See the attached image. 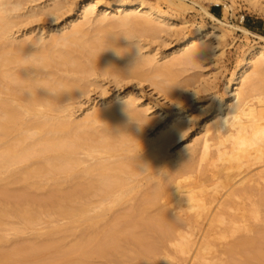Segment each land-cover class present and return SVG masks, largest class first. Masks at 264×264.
Returning a JSON list of instances; mask_svg holds the SVG:
<instances>
[{
    "label": "rangeland",
    "instance_id": "1",
    "mask_svg": "<svg viewBox=\"0 0 264 264\" xmlns=\"http://www.w3.org/2000/svg\"><path fill=\"white\" fill-rule=\"evenodd\" d=\"M18 1H22V3L20 8L14 11L15 13L12 12L11 16L13 17L10 19L12 25L9 26L11 28H8L10 29V34L6 33L0 38V55L3 53H7L6 55H8V52H11L12 48H15L14 46L23 44L25 40L27 44H33L36 39H39L43 44L40 43L36 46H31L30 44L31 49L34 47L37 51L38 49L39 51L47 50V47H52L50 44H52L51 38L53 36L68 33L72 31L74 25L82 23H85L83 26V31L85 32L84 38L100 37L105 41L103 42L104 44L107 43L106 41H110V37L113 36L112 39H117V41L111 40L117 42V47L119 46L121 50L125 48V51L126 49L134 50L135 55L131 56L132 58L121 56L119 59H115L118 61L117 66L120 69V73L118 72V68L117 71L105 69L106 72H104L105 70H100L102 66H95L99 68H92L93 71L89 70L87 74L80 73L77 75L76 71L73 72V68L71 67H68L69 70H66L68 69L67 67H60L61 70L57 69L55 71L56 77L70 79L73 82L79 83L81 85L80 93L77 96L67 97L68 99L64 98L65 100L62 99L61 102H58L57 109L54 108V110H51L52 112L37 105L39 106L36 107L38 108L37 111L42 113L40 120L39 117H34V115H26L27 118L25 115L24 118L22 117L24 119L22 128L28 130V133L33 134L36 130L32 124L34 122H36L34 124H37V122H45L46 124L48 122L44 119L46 116L53 121L54 119H58V121L69 119L74 123H80L94 111L111 109L117 107V105L127 106L128 103L131 104H128L130 109L120 115L123 118L118 117L113 122L115 125L117 124L116 133L113 132V135H116H112L115 141L112 139V136L110 137L112 141H110V144L114 145L113 148L117 150L113 149L115 151L114 153L111 152L112 154L105 152L98 153L96 158V155L90 156L87 150V147L89 145L94 146V143L95 147L99 146L97 145L98 143L101 145L100 141L102 138L100 139V137H104L108 133L103 130L105 124H89L87 127L82 126V124V127H77L78 130H73V134L71 131L70 134H72L71 136L74 135L73 137L78 133L75 139L80 144V140L83 139L84 144L88 139L84 145L81 144L82 149L80 147L76 149L77 153L75 157L80 164L77 163L75 168H77L78 175H74L73 178L66 177V173L62 171L60 172L61 174H56L60 170L53 171L55 175L52 172H49L48 175L41 174L42 169L40 168L45 164V159L39 154H36L37 157L28 156L30 159L26 157L22 159V162L18 160V163L15 164L14 162L7 168H0V264H50L59 259L62 261L63 258L70 260V264H264V197H262L264 196V179H261L262 177L264 178L262 176L264 175L262 173V171L264 172V162L263 164L261 162L255 164V166L252 165L250 168L245 166L241 170L235 168L227 172L231 178L233 177L231 182H229L231 183L230 185L234 183L238 184H234L235 187L233 186L232 190L229 184L224 182L226 171L223 172L221 168L220 170L218 168L219 166L222 167L221 162L214 161L217 158V141L212 140L209 158L204 162L200 161V143H196V139L204 133L205 125L219 114V109L223 106V112H226L228 105L233 103L232 98L236 88H241L242 85L245 86L249 82L248 80L254 77L252 74L255 68L251 66V64L254 65V62L249 59L247 60L246 56L252 49L264 47V41L254 35L243 33V31L237 28L243 27L264 36V0ZM141 1L156 5L162 12L167 14L168 18L159 21L155 17L145 15L136 6ZM90 2H93L95 5L92 10L93 14H89L90 17L87 21L81 18V15L87 8H90L88 6ZM119 3L126 5H124L125 11L122 13L115 11V6ZM205 9L219 19L221 24L227 23L233 29L224 27L220 22L218 23V21L210 18ZM126 14L129 17L127 19L128 22L125 21ZM145 22L154 27L155 30L153 29L151 32L149 29L145 30L146 26L143 28ZM107 32L111 33V35ZM104 35H107V37L109 35L110 37L106 40V36ZM187 40H197L199 43L197 42L196 44L203 47V54L200 58L198 57L193 59V61L185 63L183 61L187 53L182 49ZM196 44L195 46H197ZM54 56L59 60L57 55ZM133 59L135 60L132 61ZM148 60L149 62L146 64ZM178 60L180 63H178ZM262 62L264 66V58ZM13 67L14 70L17 68L14 65ZM243 67L250 69L251 73H249L251 76L248 74V78L244 81L237 80L236 78ZM5 68L8 69V67H2V70L5 71ZM42 73L40 74L41 76H33L37 79L35 82L37 85L38 83H40V86L44 85L45 79L48 86L50 79L54 83L52 77H48L49 81H47V76L51 75H48L46 69ZM78 77L81 81L78 80L77 82ZM262 77V86L260 85L262 88L251 93L252 95H248L254 98L256 96V100L253 99L251 101L254 105L259 103L257 102L259 95H262L261 99L264 98V76ZM2 80V83L6 81L7 85L16 86L13 82L6 79ZM5 84L0 85V87L3 86L0 89L3 92L2 94L0 93V102L15 101L10 98L12 93L9 95L10 91H8L7 87H4ZM54 86L58 93V90L61 89L58 87L60 85L55 84ZM42 87L47 86L44 85ZM47 89H50L48 90V94L51 91L49 95L54 97L56 92L53 91L55 90L53 89L52 91L49 87ZM18 96L19 98L17 97L15 104H13L14 107L17 104H25L23 102V98L25 97L20 95V93H18ZM263 104L264 102L261 105L259 103L257 106L264 107ZM53 121H51V124L49 121V125H45L46 127L42 123V127L47 134L46 136L45 134L41 135L36 140L33 138V140L30 138L28 140L26 138L25 144L28 142L26 145L32 146V143L36 142L37 144L34 143L33 145L35 146L34 149H43L45 145L42 142L46 139L60 136L61 134L59 133H56L59 135L55 136V134L50 132L53 125L57 122L53 123ZM59 122L61 123V121ZM83 128L84 130H82ZM21 133L20 131L19 134L22 135ZM15 134L16 132L9 134V138H6L5 144L2 142L3 138L1 136L3 135L2 133L0 134V152H2L3 147L5 148L7 145L10 147V143L12 147L18 146L19 142L16 141H19V134H16V137L18 136L17 139H15ZM162 137L167 139V142L163 146L159 145L152 148L147 146L146 143H157ZM44 138L46 139L44 140ZM41 139L44 141H41ZM124 139L127 144L124 143L123 145ZM13 144L17 146H13ZM37 145L38 148H36ZM32 155H35V153ZM149 155L153 156L155 166L143 164L145 169L142 166L139 169V171L141 170L140 172L135 173L136 175L132 174L135 170L134 167V171L132 170L131 163L128 164V161L133 162L134 160V162L140 163L141 160L147 156L149 157ZM136 156H138V160H135L137 159ZM122 157L123 159L126 158L124 159L125 161ZM101 158H104V161L108 158L105 162L110 163V167L113 165L114 168L119 166V164L125 167L123 170L126 171H124L126 174L120 175L123 178L122 181L125 186L122 188L118 185L114 189L112 188L114 186H110L112 188L111 191L117 188L115 190L116 193L114 191L112 193L109 190L110 187H108V191L107 188L103 190L104 187H101L100 189L104 191V195L101 193L102 195L99 196L100 192H103L102 190L99 191V186H97L99 193H96V185H94V189L90 186L91 182L92 184L98 183L100 178L97 175V170L91 171V169L94 166L96 167V164L99 165V162H104L103 160L101 161ZM123 161L128 166H123ZM211 163L218 164V169L213 168ZM35 167L40 170L38 172L40 174L38 175L39 177L36 174L38 170ZM88 167L92 168L89 169ZM32 169H35V174H33ZM86 170L90 172H86ZM28 171L30 173L29 176L32 178L29 177L30 179L27 180L28 175L26 173ZM25 174L26 178H24ZM213 174H215V178ZM244 178L245 182L239 183ZM95 180L97 181L95 182ZM88 181L89 183H87ZM111 181L113 180H109L110 183ZM132 185L136 187V190L132 188ZM178 185L182 187H177ZM213 187L215 190H213ZM128 188H132L130 189L131 191L133 190L129 194H127L129 192ZM178 188L180 191H178ZM181 188L183 189L182 191ZM189 188L191 189L188 190ZM86 189H90V191ZM191 190L196 194L195 196H198V199L200 198L202 201L205 199L203 203L207 205L206 210L196 211L191 209L190 203L186 200L187 193H189L187 191ZM234 190L238 191L235 192L238 193L237 195L234 194ZM83 191L86 192L83 193ZM123 191H128L125 192L126 197L114 202ZM147 197H149L148 200ZM172 199H175L177 203ZM219 199H221V202ZM119 200L120 202L118 203ZM219 203L224 206L220 207L219 216H213ZM255 203L256 205L254 206ZM60 205H64V209ZM75 206L80 208L79 211L81 209L85 211L79 212L76 210L78 214L76 211L73 214H77V219L74 218L76 216H72L73 214L69 215L70 212L67 214L69 209L66 208L70 207L72 212ZM252 206L257 207L254 208ZM89 208L91 210L93 208V210L91 211ZM87 210L89 211L87 212ZM165 212L166 215L168 214L169 219H163L162 214ZM249 212L252 215H249ZM256 212L257 214H254ZM81 213H85L84 216L86 217L87 215V217L78 216ZM157 217L159 219L158 222H156ZM217 218L223 219L221 220L223 222ZM151 219L152 221H150ZM168 220L174 222L171 223ZM210 220L214 221L211 225H209ZM126 221L128 222L126 223ZM244 221H246V224ZM164 222L166 223L165 225ZM120 223L121 226L119 225ZM226 227L228 228L226 229ZM116 234L117 236H115ZM110 235L111 238L109 239ZM186 235L191 239L188 240ZM113 237H115V240ZM180 237H184L187 240H184V242L181 238L180 241ZM112 240L115 242L113 243ZM241 240H244L245 246H243ZM111 241L112 243H109ZM187 241L190 242H188L189 246H191L190 252L189 255L185 254L182 256L179 252L180 247L187 243ZM104 242L107 245L103 244ZM78 243L81 244L78 245ZM177 243H180V245ZM202 244L204 245L202 246ZM46 245H51V247L46 248ZM81 245L83 246L81 249L76 248V246L79 247ZM103 245H105V248ZM237 245L239 246L237 247ZM97 246L101 247V249L99 250ZM204 246H207L209 249L205 251ZM72 247L75 249L73 250ZM83 248H85L84 251L82 250ZM37 249L43 250L37 252ZM197 249L200 251V254L196 251ZM136 251L138 255L142 254V258L136 255ZM81 252H85V254ZM8 254L9 256L12 255V257H8ZM83 255L86 256L84 257Z\"/></svg>",
    "mask_w": 264,
    "mask_h": 264
},
{
    "label": "bare ground",
    "instance_id": "2",
    "mask_svg": "<svg viewBox=\"0 0 264 264\" xmlns=\"http://www.w3.org/2000/svg\"><path fill=\"white\" fill-rule=\"evenodd\" d=\"M13 0H0V38H2V36L3 35H5L6 33L8 34L9 33V30L10 29H8V28H11V27H9V26H11L12 25V23H11V21H10V19H12L11 17H13V16H11L13 13L12 12H14L15 10H18L19 8H20V6H21V3H22V1L20 2V1H13ZM93 2L91 3H88V6L90 7V8H87L83 13H82V15H81V18H83V19H86L87 21L89 20V14H93V12H92V10H93V7H94V5L95 4H93ZM124 5L125 4H118V5H116L115 6V11H118V12H120V13H122V12H124L125 11V7H124ZM216 5H218V3H216ZM9 6V7H8ZM126 6V5H125ZM137 6V8L140 10V11H142V12H144V14L145 15H147V16H150V17H155L156 19H158L159 21H162V20H165V19H167L168 18V16H167V14L165 13V12H162L156 5H151V4H148V3H145V2H143V1H141L140 3H139V5H136ZM18 8V9H17ZM109 8H111V6H109ZM226 8V7H225ZM203 10H204V8H203ZM205 11H206V9H205ZM15 13V12H14ZM206 13H207V15L210 17V18H212L213 20H215V21H218V23L220 22V20L219 19H217L212 13H209V12H207L206 11ZM127 15V14H126ZM126 18V22H128L127 21V19H129V17H128V15L125 17ZM102 19V18H101ZM103 20H105L104 18H103ZM13 22V21H12ZM84 24L85 23H82V24H78V25H74L73 26V28H72V31H70V32H68V33H64V34H61V35H58V36H53L52 38H51V43L52 44H50V42H49V44L50 45H52V47H47L48 49L46 50V49H44V50H42V51H39V49H38V51L36 50V49H34V47L32 48L33 50H36V51H33L32 49H31V47H30V44H31V46L32 45H39L41 42V40H37L36 39V41L35 42H33V44L32 43H28L27 44V42H26V40H25V44L23 43H21V44H19V45H17V46H14L15 48H12L13 50H11V52H8L9 54L8 55H6V54H1L0 55V85H3L4 83H6L5 84V86L4 87H7L9 90L8 91H10L9 92V95H10V93H12V95H10L11 97L10 98H12V99H14L15 101H16V99H17V97L19 98V96H18V93H20V95H23L25 98H23V102H25V104L23 103V104H17L15 107L13 106V104H15V101H13V102H11V101H1L0 102V132L2 133V135L4 136H1L3 139H2V142H4V144H5V141H7V139L6 138H9L8 136H9V134H11L12 132H16V134H19L20 133V131L22 132L21 134L22 135H18L19 136V138H18V136L16 137V134H15V139H17L18 138V140L19 141H16V142H19V144H18V146L17 145H15V144H13V146H17V147H12L10 144H9V146L10 147H8V145H7V147L5 146V148L3 147V149H5L4 151H3V149H2V152H0V168H7L8 166H11L14 162H15V164L16 163H18V160H21L20 162H22V159H25L26 157H28V156H36V154H39V155H41V157L43 158V159H45V166L44 165H42L43 167H41L40 166V164H38V166H40L39 168L40 169H42L41 170V172H40V170H38V168H36V170H38V171H36L37 173V176L38 175H40L38 172H40L41 174H43V175H48V173L49 172H52V174H54L55 175V172H56V170H60L59 172L57 171V173L56 174H61L60 172L62 171V172H64V173H66V177L67 176H69V178L71 177V178H73L74 177V175H78L77 174V168H75L76 166H77V163H78V161H77V158L75 157V154L77 153V151H76V149L77 148H81L82 149V147H81V144H83V139L82 140H80L81 141V144H80V142L78 143L76 140L77 139H75L78 135V133L77 134H75V137H73V136H71L72 134H73V130H78V128H80V127H82V126H86L87 127V125L89 126V124L90 125H96V123L98 124V123H103L102 125H104L105 124V128L103 129V127H102V129L103 130H105L106 132H108L104 137H100V139L102 138V142L100 141V143H101V145L98 143L97 145H99V146H97V147H95L96 145H95V143L93 144L94 146H92V145H89V146H91L90 148H89V146L87 147L88 149V153H89V155L90 156H95L96 155V158H97V154L98 153H103V152H105V153H107V154H112V153H114V151L115 150H117L116 148H113L114 147V145H112V144H110V137L113 135V132L114 133H116L115 131H116V127H117V124L115 125L113 122H115V119L116 118H118V117H120V115L121 114H123L126 110H128V109H130L129 107H128V104H127V106H118L117 105V107H113V108H111V109H106V110H99V111H94L91 115H89L88 117H86L85 118V120H83L82 122H78V123H74L73 121H71V120H69V119H66V120H59V121H61V123L58 121V119L57 120H55L54 119V121L50 118L49 119V117L47 118V116H46V118H44L45 120H46V122L48 121H50V124L52 123L51 121H53V123L54 122H56L55 123V125H53V128H52V130H50V132H52V134H55V136L56 135H59V134H61L60 136H56V138H54V137H52L51 139H46V138H44V140H42L41 139V141H44V142H42V143H44V147H43V149L41 148V149H34V147L35 146H33L34 145V143H36V142H34L35 140H36V138L37 137H40L41 135H44L45 134V136L47 135L46 133H45V131H44V129H43V124H44V126L45 125H49V123L47 122L46 124H45V122H37V124H34V123H36V122H32L33 124L32 125H34L33 127L35 128V130H36V132L35 133H33V134H30V133H28V130H26V129H23L22 127H23V121H24V115L26 116V115H34V117H39V120H40V117H41V114L42 113H40V112H38L37 111V109L38 108H36V107H39V106H37V105H40V106H42V107H44V109L45 110H48V111H51V110H54V108H56L57 107V105L59 104L58 102H61V100L62 99H64V98H66V99H68L67 97H74V96H77L79 93H80V87H81V85H79V83H76L75 81L73 82L72 80H70V81H72V82H70L69 80H67L66 78H58V76L56 77V72L55 71H57V69H60V67H71V68H73L72 69V71L74 72V71H76V73H77V75L78 74H80V73H89V70L90 71H93V69L92 68H99V67H95V66H102V68L100 69V70H108L109 71V69L110 70H112V71H117L118 69H119V67L117 66L118 65V61H116L115 59L116 58H120L121 56L123 57V56H127V57H130V58H132L135 54H134V50H131V49H126V51H125V48L124 47H122V48H124L123 50H121V48L119 47V49H118V47L116 46L117 44V42H114V41H112L113 39H112V37L113 36H109L108 35V37H110V41H106L107 43H104L103 44V42H105V41H103V39H101L100 37H98V38H88V39H86V38H84L83 36H84V34H85V32L83 31V26H84ZM124 24H125V22H124ZM220 24H221V22H220ZM222 26L224 25V27H228V28H232L233 29V27L232 26H229L227 23H225V24H221ZM144 26H146L145 28V30H147V29H149L150 30V32H151V30L153 31V29H154V27H152L151 25H149L147 22H145L144 24H143V28H144ZM13 27V26H12ZM237 29H239V30H241V31H243V33H246V34H250V35H254L255 37H257L258 39H260V40H262V41H264V36H261V35H259V34H257V33H254V32H252V31H250V30H248V29H246V28H243V27H238ZM85 30V29H84ZM155 30V29H154ZM235 30V29H234ZM8 31V32H7ZM102 32H104V31H102ZM104 33H106V32H104ZM108 34H110L111 35V33H109V32H107ZM10 34V33H9ZM102 34V33H101ZM104 36H106L105 37V39L107 40V35H104ZM104 36H102V38H104ZM4 37H6V36H4ZM8 37V36H7ZM90 37V36H89ZM116 37V36H115ZM118 38V37H117ZM5 39H7V38H5ZM104 39V40H105ZM112 39V40H111ZM50 40V39H49ZM115 41H117V39H114ZM44 41V40H43ZM120 41V40H119ZM198 41L197 40H194V41H188L187 40V42L184 44V47H183V51L184 52H186L187 54V56H186V58H185V56H184V61L183 62H190L191 60L193 61V59H195V58H200V56L203 54V47L202 46H199V45H197L196 43H197ZM115 43V44H114ZM199 43V42H198ZM41 44H43V43H41ZM195 44L197 45V46H195ZM41 46V45H40ZM46 47V46H45ZM43 48V47H42ZM50 48V49H49ZM57 48H59L58 50H57ZM55 49H56V51H55ZM54 55H57L58 57L57 58H59V60L58 59H56L55 58V56ZM132 56V57H131ZM247 58V60L249 59L250 61H253L254 62V65H252L251 64V66H253L255 69V71H253L254 73L252 74V75H254V77H252L253 79H251V80H248L246 83L247 84H245V86H241V88H236V91H235V93H234V95H233V98H232V102L233 103H231L230 105H228V107H227V111L226 112H223V106L219 109V114L213 119V120H211V121H209L206 125H205V131H204V133L202 134V136H200V137H198V139H196V143H200L199 144V147H200V152H201V160H200V158H199V160L201 161V162H204V161H206V160H208V158H209V151H210V148H211V142H213L214 140H216L217 141V144H218V148H217V151H216V153H217V158H216V160H214V161H217V162H221L220 164H221V166L222 167H218V164H213V163H211V165L213 166V168H215V169H218L219 168V170H220V168H221V170L224 172V171H226L225 173H226V175H225V177H224V182L225 183H227V184H229V186H230V188L232 189L233 188V186H234V184H237V183H234V184H232V185H230L231 183H229V182H231V180L233 179V177L231 178V176H229V173H227V172H230L231 171V169H242L243 167H249L250 168V166H252V165H254L255 166V164H259V163H261L262 162V164H263V162H264V107H258L257 105L260 103V105L262 104V102H264V98H260V97H262V95L260 96L259 94V98H257V102H259L257 105H254L251 101L253 100V99H255L256 98V96H255V98L254 97H251V96H248L249 94H251V93H253V92H256L257 90H260L259 88H262V87H260V85L262 86V82H263V77L262 76H264V66H263V58H264V47H262V48H258V49H252L248 54H247V56H246ZM129 59V58H128ZM137 59V58H136ZM135 59H133L132 61H134ZM179 60H181V59H179ZM178 60V61H179ZM129 61H130V59H129ZM177 61V60H176ZM147 63L146 64H148V62H149V60L148 61H146ZM120 63V62H119ZM174 63V62H173ZM178 63H180V61L178 62ZM13 65L15 66V67H17L15 70H14V67H13ZM137 65V64H136ZM93 66V67H92ZM169 66V65H168ZM170 66H172V65H170ZM2 67H8V69H6L5 68V71L4 70H2ZM120 67H121V65H120ZM69 68L68 69H66V70H69ZM118 68V69H117ZM123 68H125V67H123ZM46 69V71H48V75H51V76H47V81H49L48 80V77H52V81L54 82V83H52L51 82V79H50V83L48 82V84H49V86L47 85V82H46V79H45V84L44 85H46L47 87H49V88H51L52 89V91H53V89L55 90V91H53V92H56L55 94H54V97H51L49 94L51 93V91H50V93L48 94V90H50V89H47L46 90V88L47 87H42V86H44V85H42V86H40L39 84L40 83H38V85H37V83H35L36 82V78H34L33 76L35 75L36 77H38L42 72H44V70ZM63 69V68H62ZM14 70V71H13ZM61 70V69H60ZM106 70L104 71V72H106ZM129 70V69H128ZM167 70V69H166ZM169 70H170V68H169ZM168 70V71H169ZM242 71L239 73V75H238V77L236 78L237 80L238 79H240V80H242V81H244L246 78H248V74H250L251 72H250V69L249 68H242L241 69ZM118 72L120 73V69L118 70ZM127 72V71H126ZM250 72V73H249ZM58 73V72H57ZM140 73V72H139ZM43 74V73H42ZM85 74V75H86ZM82 75V74H81ZM139 75V74H138ZM32 76V77H31ZM41 76V75H40ZM43 76V75H42ZM84 76V75H83ZM141 76V75H140ZM250 76H251V74H250ZM85 77V76H84ZM42 78V77H41ZM77 78V77H76ZM2 79H6V80H8V81H10V82H13L16 86H11V85H7V82L5 81L4 83H2ZM81 79H82V77H81ZM78 80L79 81H81L80 79H79V77H78V79L76 80L77 82H78ZM40 82H42V81H40ZM43 82H44V80H43ZM244 83V82H243ZM261 83V84H260ZM55 84H57V85H60V86H58V87H60L61 89H59L58 90V93H57V89H56V87L54 86ZM264 85V84H263ZM3 87V86H2ZM2 87H0V89L2 88ZM24 87H26V88H24ZM6 88V89H7ZM170 88V87H169ZM83 89V88H82ZM171 90H172V88H171ZM7 91V92H8ZM52 92V93H53ZM0 93L2 94L3 92H1V90H0ZM262 94V93H261ZM252 95V94H251ZM1 96V95H0ZM251 98V99H250ZM72 99V98H71ZM65 100V99H64ZM256 100V99H255ZM129 105H131V104H129ZM259 105V106H260ZM264 105V104H263ZM132 106H133V104H132ZM59 107V106H58ZM61 108V107H60ZM57 109V108H56ZM22 110V111H21ZM61 111H62V109H61ZM52 112V111H51ZM23 114V115H22ZM132 115H133V113H132ZM137 115V114H136ZM138 116V115H137ZM136 116V117H137ZM23 117V118H22ZM32 117V116H31ZM133 117V116H132ZM26 118H27V116H26ZM43 118V117H42ZM121 118V117H120ZM119 118V119H120ZM123 118V117H122ZM121 118V119H122ZM139 118V117H138ZM180 118V117H179ZM36 119V118H35ZM65 119V118H64ZM37 120V119H36ZM45 120H43V121H45ZM38 121V120H37ZM59 122V123H58ZM117 122V121H116ZM43 123V124H42ZM118 123V122H117ZM24 124H25V122H24ZM38 124H42V125H38ZM83 124V125H82ZM85 124V125H84ZM82 125V126H81ZM80 126V127H79ZM46 127V126H45ZM52 127V126H51ZM78 127V128H77ZM123 127V126H122ZM75 128H77V129H75ZM85 128V127H84ZM84 128L82 129V130H84ZM122 129V128H121ZM125 129V128H124ZM89 130V129H88ZM19 131V132H18ZM49 131V130H48ZM47 131V132H48ZM71 131H72V134H70L71 133ZM75 131H74V133H75ZM80 131H81V129H80ZM103 132V131H102ZM117 132H118V130H117ZM0 133V134H1ZM56 133H59V134H56ZM85 133V132H84ZM112 133V134H111ZM120 133V132H119ZM51 134V135H52ZM89 134V133H88ZM69 135V136H68ZM103 135V134H102ZM116 135V134H115ZM115 135H113V136H115ZM133 135V134H132ZM135 135V134H134ZM138 135H140V134H138ZM170 135V134H169ZM7 136V137H6ZM21 136V137H20ZM79 136H80V134H79ZM112 136V139L114 138ZM175 136V135H174ZM73 137V138H72ZM134 137V136H133ZM6 140H5V139ZM11 138V137H10ZM26 138H28V140H30V139H35L33 142L34 143H32L33 145V147L32 146H28V145H26V144H28V142L25 144V141H26ZM30 138V139H29ZM54 138V139H53ZM82 138V137H81ZM131 138V137H130ZM137 138V137H136ZM139 138V137H138ZM32 139V140H33ZM78 139H80L79 137H78ZM99 138H98V140H100ZM116 139V138H115ZM114 140V139H113ZM117 140V139H116ZM127 140H129V139H127ZM136 140V139H135ZM213 140V141H212ZM79 141V140H78ZM87 141H88V139H87ZM87 141H85V142H87ZM115 141V140H114ZM30 142H32V141H30ZM29 142V143H30ZM38 142V141H37ZM85 142H84V144H85ZM91 142V141H90ZM89 142V143H90ZM96 142V141H95ZM112 142V141H111ZM121 142H123L122 140H121ZM138 142V141H137ZM165 142H167V139L166 138H163L162 137V139L159 141V142H155V143H146L147 144V146H149L150 148H152V147H157V146H159V145H161V146H163V144H165ZM88 143V144H89ZM92 143H93V140H92ZM91 143V144H92ZM124 143H126L125 142V139H124V142H123V145H124ZM133 143V142H132ZM131 143V144H132ZM141 143V142H140ZM140 143H138V144H140ZM193 143V142H192ZM31 144V143H30ZM37 144V143H36ZM39 144H41L40 142H39ZM83 144V145H84ZM127 144V143H126ZM226 144H227V146H226ZM229 144V145H228ZM82 145V146H83ZM117 145V144H116ZM119 145V144H118ZM121 145V144H120ZM134 146V145H133ZM141 146H142V144H141ZM84 147V146H83ZM36 148H38V145L36 146ZM40 148V147H39ZM134 148V147H133ZM142 148V147H141ZM85 149H86V147H85ZM113 149H115V150H113ZM126 149V148H125ZM136 149H137V147H136ZM79 150V149H78ZM112 152V153H111ZM33 153H35V155H32ZM86 153H87V151H86ZM87 153V154H88ZM154 153V152H153ZM158 153V152H157ZM160 153V152H159ZM164 153V152H163ZM162 153V154H163ZM215 153V152H214ZM31 154V155H30ZM101 155V154H100ZM148 155V154H147ZM109 156V155H108ZM123 156V155H122ZM155 156V155H154ZM160 156V155H159ZM37 157V156H36ZM100 157V156H99ZM134 157V156H133ZM137 157V159H135V160H138V156H136ZM139 157H141V156H139ZM144 157V156H143ZM143 157H142V159H143ZM156 157V156H155ZM154 157V158H155ZM198 157V156H197ZM29 158V157H28ZM93 158V157H92ZM129 158V157H128ZM131 158V157H130ZM212 158V157H211ZM30 159V158H29ZM38 159H39V157H38ZM37 159V160H38ZM104 159V158H103ZM102 158H101V161L103 160ZM122 159H123V157H122ZM124 159H126V158H124ZM123 159V160H124ZM131 159H133V158H131ZM156 159V158H155ZM160 159V158H159ZM106 160H108V158L107 159H105V161ZM140 160V159H139ZM96 161V160H95ZM98 161V160H97ZM99 161H100V159H99ZM104 161V160H103ZM99 162V165L98 164H96V167L94 166L93 168L92 167H90V168H92L91 169V171H94V170H97V175H98V177H100L99 178V180H98V183H94V184H92V182L90 183L91 185V187H93V189H94V185H96V190H97V186H99V191H101L102 189H100L101 187H104V189L103 190H106V188H107V191H108V187H112V186H114V187H112L113 189L115 188V186H121L122 188L125 186L124 185V183H123V178H121V176L120 175H124V174H126V173H124V171L125 170H123V168H125V167H122L119 163V166H117V167H114L113 168V165H112V167H110V163L108 164V162L106 163V162ZM122 161V160H121ZM120 161V163L121 164H123L122 162ZM125 161V160H124ZM123 161V162H124ZM159 161V160H158ZM210 161V160H209ZM44 162V161H43ZM42 162V163H43ZM133 162H134V160H133ZM132 161H128V164L129 163H131L130 165L132 166V170H133V167H134V173H132V174H134V175H136L138 172H140L139 171V169H140V167H142V168H144L145 166L143 165V164H145L146 166L147 165H154V160H153V156H150L149 155V157L147 156V157H145L143 160H141V162L140 163H137V161H135L134 163H133ZM26 163V162H25ZM133 163V164H132ZM78 164H80V162L78 163ZM117 164V165H118ZM128 164L126 163V162H124V165L123 166H128ZM158 164V163H157ZM223 164V165H222ZM134 165V166H133ZM151 165V166H152ZM37 166V167H38ZM148 166V167H149ZM155 166V165H154ZM158 166V165H157ZM13 167V166H12ZM130 167V166H129ZM218 167V168H217ZM264 167V166H263ZM89 168V167H88ZM89 168V169H90ZM192 168V167H191ZM205 168V167H204ZM203 168V169H204ZM207 168V167H206ZM2 169V170H3ZM10 169V168H9ZM145 169V168H144ZM28 170V169H27ZM33 170V169H32ZM130 170V169H129ZM229 170V171H228ZM1 171V170H0ZM26 171V170H25ZM29 171H31L30 169H29ZM29 171H28V173H26L27 175H28V178H27V180L28 179H30L29 177H31V176H29L30 175V173H29ZM34 171H35V169L33 170V174H35L34 173ZM53 171H55L54 173H53ZM232 171H234V170H232ZM32 172V171H31ZM43 172V173H42ZM80 172V171H79ZM78 172V173H79ZM82 172H84V171H82ZM86 172H90L89 170L87 171L86 170ZM126 172V171H125ZM178 172H179V169H178ZM209 172V171H208ZM220 172V171H219ZM222 172V173H223ZM136 173V174H135ZM218 173V172H217ZM241 173V172H240ZM248 173V172H247ZM262 173H264L263 171H262ZM26 174H25V176H24V178H26ZM52 174H49V175H52ZM63 174V173H62ZM89 175H91L92 174V172H91V174L90 173H88ZM219 174V173H218ZM31 175H32V173H31ZM82 175H84V174H82ZM175 175V174H174ZM214 175V178L216 177L215 176V174H213ZM236 175V174H235ZM34 176V175H33ZM130 176V175H129ZM241 176V175H240ZM262 176H264V175H262ZM261 176V174H260V178L262 177ZM36 177V176H35ZM39 177V176H38ZM41 177V176H40ZM82 177H84V176H82ZM123 177V176H122ZM131 177V176H130ZM237 177V176H236ZM32 178V177H31ZM37 178V177H36ZM77 178V177H76ZM132 178V177H131ZM161 178V177H160ZM88 179V178H87ZM90 179V178H89ZM101 179V180H100ZM130 179V178H129ZM223 179V178H222ZM247 179V178H246ZM262 180L264 179L263 177L261 178ZM260 179V180H261ZM109 180H113V181H111V183L109 182ZM127 180V179H126ZM132 180V179H131ZM94 181V180H93ZM97 180H95V182H96ZM176 181V180H175ZM206 181V180H205ZM216 181H218V180H216ZM251 181V180H250ZM109 182V183H108ZM215 182V181H214ZM242 182H245V178H244V180L243 181H241V182H239V183H242ZM254 182V181H253ZM256 182V181H255ZM87 183H89V181L87 182ZM133 183V182H132ZM216 183V182H215ZM219 184H220V182H218ZM217 183V184H218ZM129 185H130V183H128ZM216 184V185H217ZM87 185V184H86ZM172 185V184H171ZM189 185V184H188ZM194 185V184H193ZM238 185V184H237ZM240 185H242V184H240ZM259 185V184H258ZM263 185H264V183H263ZM88 186V185H87ZM213 186V185H212ZM228 186V187H229ZM260 186V185H259ZM110 187V191L112 190V188ZM126 187H128L127 185H126ZM177 187H182V186H177ZM235 187V186H234ZM90 188V187H89ZM120 188V187H119ZM132 188L134 189V190H136V187L134 186L133 187V185H132ZM132 188H128L127 190L129 191H123V192H121V195L119 196V198H117L114 202H117V200L118 199H120V198H122V199H124V197H126V193L125 192H128L127 194H129L130 192H132L130 189H132ZM197 188V187H196ZM214 188V187H213ZM222 188V187H221ZM91 189V188H90ZM90 189L88 190V189H86V190H88V191H90ZM117 189V188H116ZM115 189V190H116ZM179 189V188H178ZM191 188H189L188 190H190ZM200 189V188H199ZM209 189V188H208ZM230 189V190H231ZM95 190V191H96ZM102 190V191H103ZM115 190H113L115 193H116V191ZM126 190V189H125ZM183 189L181 188V191H182ZM194 190V189H193ZM193 190H191V191H187V192H189V193H187L188 194V196L185 194L186 193V191H185V193H184V195H186L187 196V202L188 203H190V207H191V209H194V210H206L207 208H206V204L205 203H203V201L205 200H201L200 198L198 199L197 197L198 196H195L196 194L193 192ZM210 190V189H209ZM213 190H215V188L213 189ZM229 190V191H230ZM233 190V189H232ZM93 191V190H92ZM113 191H111L112 193H113ZM121 191H122V189H121ZM178 191H180V189L178 190ZM195 191V190H194ZM199 191V190H198ZM216 191H218L217 189H216ZM227 191V190H226ZM228 191V192H229ZM257 191V190H256ZM84 192H86V191H83V193ZM94 192V191H93ZM161 192V191H160ZM164 192V191H163ZM184 192V191H183ZM213 192V191H212ZM227 192V193H228ZM235 192H238V191H236V190H234V194H238V193H235ZM240 192V191H239ZM91 193V192H90ZM89 193V194H90ZM96 193H99L98 192V190H97V192ZM104 195V191L103 192H100V195L99 196H101L102 194ZM108 194H111V193H109V192H107ZM181 193V192H180ZM216 193V192H215ZM226 193V192H225ZM230 193V192H229ZM86 194V193H85ZM88 194V195H89ZM92 194V193H91ZM177 194H179V193H177ZM176 194V195H177ZM198 194V193H197ZM233 194V193H232ZM262 194H263V192H262ZM107 195V194H106ZM125 195V196H124ZM173 195V194H172ZM182 195V194H181ZM227 195V194H226ZM229 195V194H228ZM253 195H254V193H253ZM87 196V195H86ZM117 196V195H116ZM129 196V195H128ZM153 196V195H152ZM160 196V195H159ZM165 196V195H164ZM170 196V195H169ZM179 196V195H178ZM183 196V195H182ZM216 196V195H215ZM217 196H218V194H217ZM233 196V195H232ZM248 196V195H247ZM262 196V195H261ZM103 197H105V196H103ZM118 197V196H117ZM174 197V196H173ZM179 197H181V196H179ZM178 197V198H179ZM229 197V196H228ZM262 197H264V196H262ZM116 198V197H115ZM146 198V197H145ZM148 198L149 197H147V200H148ZM158 198H160V197H158ZM171 198V197H170ZM181 198H183V197H181ZM181 198H180V200H181ZM218 198H220V197H218ZM101 199V198H100ZM106 199V198H105ZM239 199H240V197H239ZM246 199V198H245ZM101 200H104V199H101ZM121 200V199H120ZM120 200L118 201V203L120 202ZM173 200V199H172ZM176 200H177V198H176ZM220 200V202H221V199H219ZM230 200V199H229ZM236 200H238V199H236ZM263 200V199H262ZM108 201V200H107ZM174 202H175V199L173 200ZM179 201V200H178ZM232 201V200H231ZM112 202V201H111ZM146 202V201H145ZM149 202V201H148ZM168 202V201H167ZM174 202H172V203H174ZM180 202V201H179ZM214 202V201H213ZM217 202V201H216ZM215 202V203H216ZM261 202H263V201H261ZM64 203V202H63ZM102 203V202H101ZM104 203V202H103ZM153 203V202H152ZM157 203H158V201H157ZM175 203H177V202H175ZM218 203V202H217ZM228 203V202H227ZM62 204V203H61ZM100 204V203H99ZM113 204V203H112ZM184 204V203H183ZM211 204V203H210ZM244 204V203H243ZM262 204V203H261ZM102 206H103V204H101ZM161 205V204H160ZM173 205V204H172ZM217 205V204H216ZM256 205V203L254 204V206ZM61 206V205H60ZM66 206V205H65ZM105 206V205H104ZM223 207L224 205H222L221 203H219V205H218V207L216 208V212H214L215 213V215H213V216H219V212H220V207ZM229 206V205H228ZM254 206H252V207H254ZM258 206V205H257ZM256 206V207H257ZM262 206V205H261ZM62 207V209H64V205L63 206H61ZM80 207H82V206H80ZM97 207V206H96ZM152 207H154V206H152ZM256 207H254V208H256ZM67 209H69V211H67V214H68V212H70L69 213V215H72L76 210H80V208L77 206H75V207H73V209L74 210H72V212H71V209H70V207L68 208V207H66ZM65 208V209H66ZM78 208V209H77ZM85 208V207H84ZM106 208V207H105ZM61 209V210H62ZM66 209V210H67ZM87 209V208H86ZM102 209V208H101ZM223 209V208H222ZM246 209V208H245ZM84 209H81V211L82 212H85V211H83ZM89 210H91L90 208H89ZM89 210H87V212L89 211ZM92 210H93V208H92ZM91 210V211H92ZM210 210V209H209ZM81 211H79V212H81ZM104 211H106V210H104ZM222 211V210H221ZM229 211V210H228ZM242 211V210H241ZM244 211V210H243ZM240 212V211H239ZM253 212H254V210H253ZM65 213H66V211H65ZM76 213H77V211H76ZM223 213H224V211H223ZM222 213V214H223ZM246 213V212H245ZM78 214V213H77ZM77 214L76 215H72V216H76V217H74V218H76L77 219ZM177 214V213H176ZM211 214H213V213H211ZM236 214V213H235ZM252 215V213H250L249 212V215ZM254 214H257V212L256 213H254ZM68 215V216H69ZM85 215V213H81V214H79L78 216H82V217H85L84 216ZM130 215V214H129ZM143 215V214H142ZM163 215V216H162ZM161 216L163 217V219H169V217H168V214L166 215V212L165 213H163ZM198 215H200V213H198ZM197 215V216H198ZM205 215V214H204ZM224 215V214H223ZM144 216V215H143ZM209 216V215H208ZM207 216V217H208ZM234 216H236V215H234ZM246 216V215H245ZM255 216V215H254ZM70 217V216H69ZM86 217H87V215H86ZM85 217V218H86ZM127 217V216H126ZM126 217H124V218H126ZM130 217V216H129ZM133 217H134V215H133ZM132 217V218H133ZM161 217V218H162ZM187 217V216H186ZM221 217H223V216H221ZM253 217V216H252ZM256 217V216H255ZM73 218V217H72ZM131 218V220H133ZM144 218V217H143ZM179 218H180V216H179ZM211 218V217H210ZM213 218V217H212ZM257 218V217H256ZM255 218V219H256ZM76 219H73V220H76ZM83 219V218H82ZM145 219V218H144ZM147 219V218H146ZM163 219H160V220H163ZM172 219V218H171ZM199 219V218H198ZM218 219V218H217ZM217 219H216V221H217ZM230 219H231V217H230ZM85 220H88V219H85ZM201 220V219H200ZM218 220H223V219H218ZM232 220V219H231ZM230 220V221H231ZM244 220H246V219H244ZM120 221V220H119ZM125 221V220H124ZM141 221V220H140ZM150 221H152V219L150 220ZM159 221V219H158V217H157V221L156 222H158ZM168 221H170L171 222V220H168ZM167 221V222H168ZM195 221V220H194ZM219 221V222H220ZM227 221V220H226ZM229 221V222H230ZM233 221H234V219H233ZM238 221V220H237ZM242 221V220H241ZM247 221V220H246ZM246 221H244L245 222V224H246ZM73 222V221H72ZM122 222V221H121ZM128 221H126V223H127ZM136 222V221H135ZM134 222V223H135ZM161 222V221H160ZM163 222V221H162ZM169 222V223H170ZM174 222V221H173ZM173 222H171V223H173ZM197 222V221H196ZM214 221L213 220H210V223H209V225H211L212 223H213ZM221 222H223V221H221ZM236 222V221H235ZM93 223V222H92ZM138 223V222H137ZM155 223V222H154ZM170 223V224H171ZM176 223V222H175ZM227 223V222H226ZM234 223V222H233ZM243 223V222H242ZM139 224V223H138ZM166 223L164 222V225H165ZM215 224V223H214ZM213 224V225H214ZM216 224H218V222H216ZM220 224V223H219ZM118 225V224H117ZM120 226H121V223L119 224ZM141 225V224H140ZM147 225V224H146ZM146 225H145V228H146ZM150 225V224H149ZM161 225H162V223H161ZM160 225V226H161ZM173 225V224H172ZM225 225V224H224ZM229 225V224H228ZM119 226V227H120ZM135 226V225H134ZM155 226V225H154ZM227 226V225H226ZM246 226V225H245ZM169 227H170V225H169ZM169 227H168V229H169ZM218 227V226H217ZM220 227V226H219ZM229 227V226H228ZM228 227H226V229L228 228ZM232 227H233V225H232ZM239 227V226H238ZM150 228V227H149ZM159 228V227H158ZM162 228V227H161ZM210 228V227H209ZM215 228H216V226H215ZM235 228V227H234ZM152 229V228H151ZM175 229V228H174ZM232 229V228H231ZM111 230V229H110ZM214 230V229H213ZM236 230V229H235ZM170 231V230H169ZM168 231V232H169ZM212 231V230H211ZM111 232V231H110ZM230 232H231V230H230ZM109 234V233H108ZM212 234V233H211ZM183 235V234H182ZM188 235V234H187ZM186 235V236H187ZM106 236H107V234H106ZM115 236H117V234L115 235ZM180 236V235H179ZM204 236V235H203ZM206 236V235H205ZM212 236V235H211ZM108 237V236H107ZM89 238V237H88ZM92 238V237H91ZM111 238V235H110V237H109V239ZM181 238L182 237H180V241H181ZM206 238H208L207 236H206ZM90 239V238H89ZM99 240H100V238H98ZM102 239H104V238H102ZM109 239H108V241H109ZM113 239L115 240V237H113ZM183 239V241L185 240H190L189 239V237L187 236V239H185L184 237L182 238ZM210 239V238H209ZM95 241V240H94ZM100 241H102V240H100ZM113 241V240H112ZM112 241L111 242H109V243H112ZM184 241V242H185ZM242 241V240H241ZM86 242V241H85ZM92 242H93V239H92ZM106 242V241H105ZM103 243V244H106V243ZM115 241H113V243H114ZM189 241H187V243H185V244H183V245H181V247H180V253L182 254V256L183 255H185V254H187V255H189V252H190V247L191 246H189L190 244V242L188 243ZM192 242V241H191ZM243 242V246H245L244 245V240L242 241ZM82 243H83V241H82ZM94 243V242H93ZM93 243H91V244H93ZM203 243H204V241H203ZM206 243V242H205ZM240 243V242H239ZM79 244H81V243H78V245ZM84 244V243H83ZM82 244V245H83ZM86 244V243H85ZM90 244V246H92ZM98 244V243H97ZM177 244H179L180 245V243H177ZM237 244V243H236ZM241 244V243H240ZM79 246V247H77L76 246V248H82L83 246ZM94 245H96V244H94ZM100 245V244H99ZM107 245V244H106ZM109 245H111V244H109ZM204 244H202V246H203ZM206 245V244H205ZM248 245V244H247ZM47 246V247H46ZM46 246H44V247H46V248H48L49 246L51 247V245H46ZM85 246V245H84ZM87 246V245H86ZM89 246V245H88ZM89 246V248L91 249V247ZM104 246V248H105V245H103ZM178 246V245H177ZM198 246V245H197ZM207 246H209V245H207ZM207 246H204V248H205V251H206V249H209V248H207ZM234 246V245H233ZM239 245H237V247H238ZM75 247V246H74ZM74 247H72L73 248V250L75 249ZM93 247V246H92ZM98 247V246H97ZM109 247V246H108ZM175 247H176V245H175ZM199 247H200V245H199ZM199 247H197V248H199ZM72 248H71V250H72ZM86 248H88V247H86ZM107 248V247H106ZM203 248V247H202ZM44 249V248H43ZM43 249H37L36 251L37 252H39V251H41V250H43ZM84 249L85 248H83L82 250L84 251ZM97 249V248H96ZM98 249L100 250L101 249V247L99 248L98 247ZM177 249V248H176ZM192 249V248H191ZM235 249V248H234ZM234 249H233V251H234ZM79 250V249H78ZM81 250V251H82ZM88 250V249H87ZM87 250H85V251H87ZM179 250V249H178ZM92 251V250H91ZM90 251V252H91ZM95 251V250H94ZM102 251H104L103 249H102ZM106 251V250H105ZM196 251H198V249L196 250ZM205 251H203V252H205ZM93 252V251H92ZM92 252H91V254H92ZM137 252V251H136ZM135 252V253H136ZM200 251H198V253H199ZM81 253H84L85 254V252H81ZM98 253V252H97ZM100 253V252H99ZM179 253V254H180ZM197 253V252H196ZM33 254H35V253H33ZM86 254H87V252H86ZM180 254V255H181ZM200 254V253H199ZM37 255V254H36ZM100 255H101V253H100ZM137 256H141L140 254L138 255V252H137V254H136ZM186 255V256H187ZM4 256V255H3ZM65 256V255H64ZM63 256V257H64ZM84 257L86 256V255H83ZM88 256H89V254H88ZM8 257H12V255L11 256H9V254H8ZM66 257H67V255H66ZM90 257H91V255H90ZM198 257H200V256H198ZM141 258H142V256H141ZM143 258H145V256H143ZM197 258V257H196ZM147 259V258H146ZM60 260V259H59ZM54 261L55 262V264H58V262H60V261ZM143 260V259H142ZM70 260H67V259H65V258H63L62 259V261H61V263L62 264H70V262H69ZM146 261V260H145ZM51 262H53V261H51ZM53 262V263H54ZM57 262V263H56ZM53 263H50V264H53ZM60 263V264H61ZM144 264V263H143Z\"/></svg>",
    "mask_w": 264,
    "mask_h": 264
},
{
    "label": "crops",
    "instance_id": "3",
    "mask_svg": "<svg viewBox=\"0 0 264 264\" xmlns=\"http://www.w3.org/2000/svg\"><path fill=\"white\" fill-rule=\"evenodd\" d=\"M254 31H256V30H254Z\"/></svg>",
    "mask_w": 264,
    "mask_h": 264
}]
</instances>
